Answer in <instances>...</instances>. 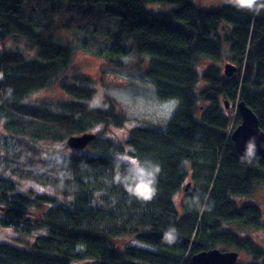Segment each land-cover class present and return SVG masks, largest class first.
Segmentation results:
<instances>
[{
  "label": "trees",
  "instance_id": "obj_1",
  "mask_svg": "<svg viewBox=\"0 0 264 264\" xmlns=\"http://www.w3.org/2000/svg\"><path fill=\"white\" fill-rule=\"evenodd\" d=\"M158 4L173 8L147 9ZM71 31L106 40L109 66L148 58L157 99L178 103L164 130L137 127L122 141L113 128L129 118L113 98L104 94L102 106L89 109L97 85L67 71L75 52L64 34ZM0 46V226L17 240L0 241V264H192L214 249L264 264V249L235 231L264 228L263 211L237 201L264 186V160L241 163L231 141L241 102L264 131V11L202 10L193 0H0ZM204 60L214 64L200 71ZM220 64L237 73L228 78ZM53 86L65 99H29ZM110 131L114 138H104ZM87 134L97 136L88 153L67 145ZM116 152L161 165L150 202L111 182ZM25 181L53 194L24 192ZM169 226L179 233L171 246L161 240Z\"/></svg>",
  "mask_w": 264,
  "mask_h": 264
},
{
  "label": "rangeland",
  "instance_id": "obj_2",
  "mask_svg": "<svg viewBox=\"0 0 264 264\" xmlns=\"http://www.w3.org/2000/svg\"><path fill=\"white\" fill-rule=\"evenodd\" d=\"M195 5L202 10H212L218 9L225 4L223 0H193ZM171 5H150L147 9L157 10V11H168L172 9ZM104 27L113 32L115 29V24L113 21L109 23L108 20L105 21ZM66 42L72 45L75 52L73 59L67 71L69 72H80L85 75H90L96 82L97 93L100 100H103L104 94L109 95L113 98L119 109L126 113L129 120L124 124L122 128H113L115 134L119 135L122 138V141H125L131 132L137 127H152L159 128L164 130L171 117L174 114V111L177 109L178 103L175 100L160 102L156 95L153 85L146 78V71L149 68V60L147 57H137L130 56L127 58H120L124 66L120 69L114 66H109V57H108V43L106 40L102 39L99 41H94L93 39L88 40L83 34H77L73 31L67 32L64 34ZM88 42L86 46L87 51L81 49L82 42ZM8 50H14L16 47L12 41L6 43ZM0 46V52L1 48ZM101 54L98 55V54ZM227 63V62H226ZM225 63V64H226ZM214 64L212 61L204 60L199 66L200 71H204L205 68ZM224 64V65H225ZM224 65L220 64L218 66L224 68ZM65 93L60 89V87L53 86L50 89L40 91L32 95L31 102H40L43 100H52L58 101L65 99ZM229 113L232 115V110H229ZM114 133V132H113ZM111 134V131L108 132L104 138H114V134ZM91 148H87L85 153H88ZM131 155L130 152H127ZM5 172V168L0 164V173ZM192 184L189 179L185 184V188ZM192 186V185H191ZM184 188V189H185ZM37 183L31 181L22 182L21 190L24 192L34 190L37 193L53 194V190H47ZM43 193V194H44ZM185 192L178 194L175 198V207H177L178 212L182 209V202L185 198ZM239 203L246 204H255L257 205L264 214V186L260 187L258 191L251 197L247 199L237 200ZM264 223V222H263ZM235 231L243 238H251L255 241L260 247L264 249V230L262 229H239L235 228ZM8 227L0 226V241L9 243L12 245H17L16 242V232ZM224 251H233L223 249ZM241 260L239 264H261L254 263L250 255H247L245 252H241ZM82 264V263H80Z\"/></svg>",
  "mask_w": 264,
  "mask_h": 264
},
{
  "label": "clouds",
  "instance_id": "obj_3",
  "mask_svg": "<svg viewBox=\"0 0 264 264\" xmlns=\"http://www.w3.org/2000/svg\"><path fill=\"white\" fill-rule=\"evenodd\" d=\"M238 11H248L259 15L264 11V0H223ZM11 89H9V92ZM89 109L101 107L98 96L88 102ZM258 147L256 138L250 137L245 143L244 152L240 155L241 163L251 164L258 158ZM59 162V158H57ZM111 182L121 186L129 195L141 202H150L157 193L158 178L161 174V165L151 158H138L129 155L127 152H116L112 159ZM179 237L178 230L169 226L162 235V243L174 245Z\"/></svg>",
  "mask_w": 264,
  "mask_h": 264
},
{
  "label": "water",
  "instance_id": "obj_4",
  "mask_svg": "<svg viewBox=\"0 0 264 264\" xmlns=\"http://www.w3.org/2000/svg\"><path fill=\"white\" fill-rule=\"evenodd\" d=\"M225 75L229 77L235 76L237 68L232 64H227L225 67ZM225 106L230 109V103L226 102ZM236 116L240 115L241 123L234 129L232 134V140L236 151L239 155L244 152L245 143L250 137L256 138V144L258 147L257 156L264 160V131L260 126V120L257 119V115L249 108L245 102L238 104L236 108ZM97 136L93 134H87L81 137H72L67 141V145L73 150H85L92 141L96 140ZM257 158V159H258ZM191 190V185L188 184L186 192ZM239 252L236 251H223L220 249H214L202 254L191 257L192 264H238Z\"/></svg>",
  "mask_w": 264,
  "mask_h": 264
},
{
  "label": "flooded vegetation",
  "instance_id": "obj_5",
  "mask_svg": "<svg viewBox=\"0 0 264 264\" xmlns=\"http://www.w3.org/2000/svg\"><path fill=\"white\" fill-rule=\"evenodd\" d=\"M262 230H264V228H262ZM239 253H240V258H239V262H240V260H241V258H242V256H241V251H238ZM252 258V257H251ZM239 262H238V264H239Z\"/></svg>",
  "mask_w": 264,
  "mask_h": 264
}]
</instances>
